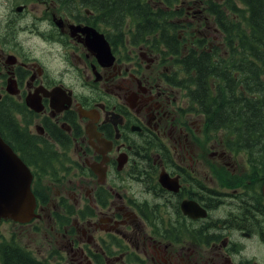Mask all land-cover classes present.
Here are the masks:
<instances>
[{"label":"flooded vegetation","instance_id":"af4514ba","mask_svg":"<svg viewBox=\"0 0 264 264\" xmlns=\"http://www.w3.org/2000/svg\"><path fill=\"white\" fill-rule=\"evenodd\" d=\"M166 1L141 0L116 19L110 7L122 0H13L0 12V111L16 126L5 142L36 201L29 221L0 220V238L10 225L41 237L40 260L18 248L30 259L67 251L68 264H264L262 173L239 166L243 156L186 86L190 51H212L221 33L203 1ZM185 4L202 22L185 38L170 19L167 37L182 31L173 43L135 16H180ZM15 34L38 41L36 56ZM35 184L62 188L50 197ZM248 244L260 246L253 257Z\"/></svg>","mask_w":264,"mask_h":264},{"label":"trees","instance_id":"16d2710c","mask_svg":"<svg viewBox=\"0 0 264 264\" xmlns=\"http://www.w3.org/2000/svg\"><path fill=\"white\" fill-rule=\"evenodd\" d=\"M201 1L202 9L224 37V43L219 45L225 47L216 44L211 51L214 54L202 53L200 57L190 51L186 67L190 99L202 105L211 129L224 135L225 141L230 142V151L246 154L253 175L262 173L264 177V0ZM141 4V0H122L110 9L116 19L118 11ZM135 16L139 24L144 18L145 23L152 21V33L171 43L176 41L175 32L167 37L168 21L179 15L139 11ZM172 28L176 30L178 26L173 24ZM4 114L0 111V134L6 141L2 125L16 126ZM13 242L0 244V264H41L23 254Z\"/></svg>","mask_w":264,"mask_h":264},{"label":"rangeland","instance_id":"374dc122","mask_svg":"<svg viewBox=\"0 0 264 264\" xmlns=\"http://www.w3.org/2000/svg\"><path fill=\"white\" fill-rule=\"evenodd\" d=\"M156 2L159 1V0H155ZM190 0H186V2H189ZM216 2H218V0H215ZM13 5V0H0V12L1 14L3 12H7L6 10H4L5 8L7 10H10V7ZM32 6V3H29L28 4V9H30ZM174 6V5H173ZM184 9L181 8V6L179 5L178 8L180 9L179 12H181V15L179 17V20L177 22V24H180L181 27H183V31L185 33V38H189L190 34L191 33H194L196 35V29H197V25L200 24L202 21L200 19V16L198 17H193L192 14H188L187 11L185 12L186 9V6L187 4L184 5ZM201 7H202V4H201ZM38 9L40 11L43 10V7H38ZM33 18V13L31 14V20ZM125 22H130L129 20H126L124 21L121 26L119 27V29L124 33L126 34L127 33V29L125 28L124 26V23ZM179 26V25H178ZM105 27H108V32H111L112 30H114V28H110L111 26L108 25V26H105ZM178 28V29H179ZM179 32H182V31H179ZM176 33V34H179ZM191 32V33H190ZM192 34V35H194ZM16 37V39L22 41L24 40L25 43H24V48H29L30 50H26L25 53L28 55V56H36V51L38 49V41H36L34 38H29V37H25L23 36L22 34H15L14 35ZM215 36H218V41H217V45L218 46H221L222 45H219V44H222V42L224 43V37L220 34H215ZM153 37V36H152ZM157 37V36H156ZM196 40L197 42H199L200 40V37L197 36L196 37ZM42 46H44V44H42ZM198 48H200V46H197ZM225 46H223L222 48L224 49ZM191 47L189 46L188 49H190ZM195 50V49H193ZM44 51V50H42ZM54 53V52H53ZM201 53H212L211 51H207L206 48L204 49H201L200 50H196V53L195 55L197 57H200L199 54ZM214 54V53H212ZM59 70V69H57ZM2 128L4 130V133L5 135L7 136V133L5 132L6 129L8 128L7 126H3L2 125ZM1 136V134H0ZM2 138V136H1ZM3 139V138H2ZM240 156H243V160L241 159ZM248 158V163H247V158ZM237 162L239 163L241 160L242 162L239 164V166H241L242 168H245V167H250L249 165V157L247 155H245L244 153H239V156H237ZM250 169H252L250 167ZM253 170V169H252ZM251 172V176L253 175V172ZM249 173V170L246 171V174ZM56 177H59V176H56ZM64 186L67 185V180L65 179L64 180V183H63ZM62 186H59V187H52V186H48V185H41V188H38L37 185L35 184V190L38 194H48L50 197H52L54 195L55 192H57L59 189H61ZM33 217V215L31 214L30 215V218ZM2 227V232H6V238L5 239H1L0 240H5V241H11V240H15L16 243L18 244L19 247H23L25 248L26 250H28L32 256L37 259V260H40L42 259V256L39 254V249L44 247L43 245V240L41 237H38L37 235H28L26 233H24V230H21V229H24V228H21L19 226H12L10 225V228L9 227H6V226H1ZM43 230L44 232L46 231V226L43 225ZM8 232V233H7ZM15 243V244H16ZM248 248L250 249V253L247 254L249 257H253L254 256V253L253 251L254 250H257L260 248V246L258 244H248ZM262 256H264V252H262ZM69 259H70V255L69 253H67V251H62V253H57V252H53L50 256H48V261L49 263H46V264H68L69 263Z\"/></svg>","mask_w":264,"mask_h":264},{"label":"water","instance_id":"95a60500","mask_svg":"<svg viewBox=\"0 0 264 264\" xmlns=\"http://www.w3.org/2000/svg\"><path fill=\"white\" fill-rule=\"evenodd\" d=\"M92 44L94 45V42ZM102 48L108 49L104 39ZM31 180L32 176L26 165L0 136V220L22 222L30 218L35 206L34 197L30 191ZM261 193L264 199V179Z\"/></svg>","mask_w":264,"mask_h":264}]
</instances>
